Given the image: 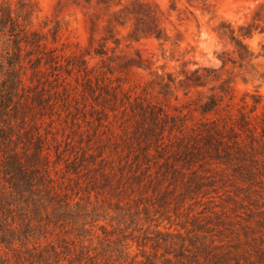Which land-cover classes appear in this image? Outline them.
Masks as SVG:
<instances>
[{"label":"trees","instance_id":"obj_1","mask_svg":"<svg viewBox=\"0 0 264 264\" xmlns=\"http://www.w3.org/2000/svg\"><path fill=\"white\" fill-rule=\"evenodd\" d=\"M87 1L107 17L97 55L105 54L109 41L120 44L116 32L126 18L133 42L169 39L155 6ZM38 12L34 0L0 5V264H82L88 255L71 235L89 233L93 240L100 213L109 211L100 201L112 200L120 215L143 214L147 223L157 215L184 218L177 225L187 236L167 232L164 241L172 248L177 243L169 238L180 240L175 257L189 264H264L261 96L246 93L236 102L225 81L199 105L201 118L191 124L190 114L93 80L86 60L83 70L64 67L65 55L33 28ZM258 28L264 29V3L252 23L239 27L241 34L226 23L217 34L230 38L244 60L249 52L242 38ZM57 39L55 30L52 42ZM63 70L68 76L83 72V83L73 86ZM172 84L168 75L163 88ZM63 113L78 140L59 139L54 131L53 118ZM61 164L65 171L58 177ZM120 248L125 254L129 245L122 239Z\"/></svg>","mask_w":264,"mask_h":264},{"label":"rangeland","instance_id":"obj_2","mask_svg":"<svg viewBox=\"0 0 264 264\" xmlns=\"http://www.w3.org/2000/svg\"><path fill=\"white\" fill-rule=\"evenodd\" d=\"M3 1L0 0V5ZM34 1L39 12L33 20V28L48 35L50 46L65 55L62 59L64 67L74 64L77 70H83L82 62L86 60L92 69L90 77L93 80H105L132 99L142 98L161 104L170 112L178 110L190 114L191 124L201 118L197 112L199 105L225 81L235 90L236 102H240L246 93L261 96L257 114L264 115V32H261L264 29L253 30L251 37L242 38L249 52L244 60L239 58L237 47L230 38H220L217 34L222 23L230 24L237 35L241 34L239 27L252 23L256 7L264 0H122L125 6L137 1L155 6L161 28L169 39L164 42L146 38L133 42L127 38L132 21L126 18V27H119L116 32L120 44L117 46L109 41L104 55L95 52L102 49L107 17L99 16L100 11L93 1ZM55 30H58V39L52 42ZM77 70L71 76L63 70V77L73 86L83 83V72L79 74ZM168 75H173L175 84L163 88ZM65 117V113L63 119L54 116V131L59 133V139L71 135L78 140V136L72 135L71 118L66 123ZM46 121L49 123L50 119ZM93 138L85 137L84 142ZM63 168V164L58 166V177L64 175ZM92 198L94 200V196ZM115 202L100 201L109 211L100 213V220L93 229V240L89 233L84 234L85 237L71 235L75 238L76 248L83 246L88 255L82 264H189L186 257H175L182 244L180 240L169 238L168 241L177 243L172 248L164 241L168 239L167 232H181L187 236L177 225L180 220L168 221L157 215L154 221L147 223L143 214L138 218L120 215L115 210ZM180 223H184V218ZM158 224L160 235L156 233ZM122 239L129 245L125 254L121 253Z\"/></svg>","mask_w":264,"mask_h":264}]
</instances>
